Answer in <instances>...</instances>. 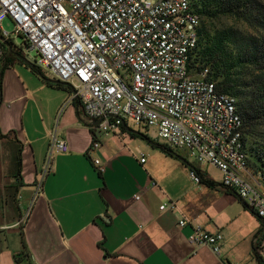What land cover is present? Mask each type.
<instances>
[{
	"label": "crops",
	"instance_id": "0c3cea01",
	"mask_svg": "<svg viewBox=\"0 0 264 264\" xmlns=\"http://www.w3.org/2000/svg\"><path fill=\"white\" fill-rule=\"evenodd\" d=\"M0 69V143L9 161L14 146L21 158L20 180L10 181L2 198L0 225L7 228L0 233L20 232L27 256L14 259L0 241V264H262L264 221L220 186L221 176L124 137L104 135L90 154L89 125L76 101L66 103L67 86L50 83L56 79L33 71L9 48ZM52 133L68 151L53 153L51 171L35 193ZM136 149L147 153L144 163ZM92 158H99L102 173ZM190 166L212 185L194 183ZM170 202L174 208L160 210ZM23 206L29 212L20 227ZM180 219L185 226H178ZM196 227L223 235L218 255L189 242Z\"/></svg>",
	"mask_w": 264,
	"mask_h": 264
},
{
	"label": "built area",
	"instance_id": "2783aa9c",
	"mask_svg": "<svg viewBox=\"0 0 264 264\" xmlns=\"http://www.w3.org/2000/svg\"><path fill=\"white\" fill-rule=\"evenodd\" d=\"M6 17L14 23L11 33L1 32ZM199 23L189 0H0V57L12 50V36L20 37L34 52L35 67L66 84V103L79 104L91 131L88 153L100 148L99 136L115 133L128 117L175 151L215 167L220 186L264 221V186L260 174L248 170L236 99L216 90L208 67H190ZM67 151L65 140L52 133L35 193L51 171L53 153ZM136 152L144 163L145 154ZM92 163L104 171L99 158ZM189 176L200 183L194 170ZM166 208L174 203L160 206ZM186 223L180 219L178 226ZM188 240L218 255L223 235L196 227ZM259 245L264 264V239Z\"/></svg>",
	"mask_w": 264,
	"mask_h": 264
},
{
	"label": "trees",
	"instance_id": "16d2710c",
	"mask_svg": "<svg viewBox=\"0 0 264 264\" xmlns=\"http://www.w3.org/2000/svg\"><path fill=\"white\" fill-rule=\"evenodd\" d=\"M189 3L200 18L190 67L196 71L208 67V78L215 82L216 90L236 99L247 166L260 174L264 186V5L259 0H189ZM233 23H240L254 33L242 31ZM28 66L39 73L35 66ZM1 75L0 69V91ZM120 129L125 132L123 127ZM167 152L173 155L170 150ZM15 162L14 179L18 181L20 147ZM190 169L199 176L200 183L212 185L199 170L192 166ZM16 187L10 186L15 190ZM22 246L18 258L26 256L23 240Z\"/></svg>",
	"mask_w": 264,
	"mask_h": 264
},
{
	"label": "rangeland",
	"instance_id": "374dc122",
	"mask_svg": "<svg viewBox=\"0 0 264 264\" xmlns=\"http://www.w3.org/2000/svg\"><path fill=\"white\" fill-rule=\"evenodd\" d=\"M263 5H264V0H259ZM233 25H235V27L241 29L242 31H247L250 33H254V31L244 25H241L240 23H233ZM14 30V23L13 21L6 17L5 19L2 20L1 22V32H7V33H11ZM9 47L12 49V53H17L19 55H21L26 61H28L31 65L35 66L34 63V52L26 49L25 46L23 45L22 40L20 39V37H15L12 36V39L9 40L8 42ZM6 52H8V48L5 49ZM7 57L9 58V60H15L14 56H10L9 54L7 55ZM38 69V68H37ZM192 70H194V67L192 68ZM44 76H46L47 78L53 79V76L50 74L49 71L42 69L39 70ZM193 73V71H192ZM124 123L126 124V126L132 130L138 131L141 134H143L147 140L136 136V137H131L127 132H123L121 129H118L115 133H106L104 135H111V136H116L119 139L124 137L126 139H134L135 140V145H139V146H143L145 145L148 148L151 149H157L158 151H161V153L166 154V155H171L168 154V150H170L173 155H178L181 156L184 161H186L188 164L191 165H199L200 163L196 162L195 160H193L192 158L188 157L186 154H183L180 151H175L174 149H172L163 139L159 138L155 131L152 130L151 132L147 131V128L141 126L138 127L136 126L133 121L128 118L125 117L124 118ZM104 135L102 134L101 136H99V143L101 144V140L103 139ZM144 147V146H143ZM16 146H14V148L12 149V155H11V160L9 161V149L5 146L4 143H0V210H1V203H2V198L3 196H5V189L6 186L9 185V182L12 181L14 179V174H15V169H16V162H15V154H16ZM145 154H147L145 152ZM204 166L207 168V172L208 174L215 179H220V172L213 166L211 165H206L204 164ZM250 171V173H252V175H256V173H254L251 169H248ZM262 181V180H261ZM35 198V196H34ZM21 208V215L22 218L24 219L26 214H28L29 212V208H25L20 207ZM24 223V222H23ZM15 227L11 228L14 229ZM10 230V229H9ZM20 232L14 231V232H8L7 231H1L0 233V241L1 242H7L10 250L12 251V253H14V259H18V254L20 253L21 249H22V244L20 242ZM16 264H26L24 260L19 261Z\"/></svg>",
	"mask_w": 264,
	"mask_h": 264
},
{
	"label": "water",
	"instance_id": "95a60500",
	"mask_svg": "<svg viewBox=\"0 0 264 264\" xmlns=\"http://www.w3.org/2000/svg\"><path fill=\"white\" fill-rule=\"evenodd\" d=\"M14 55H15V57H16L18 60H20L21 62H23V63H25V64H27V65L30 64V63H29L28 61H26L21 55H19V54H17V53H14ZM48 81H49L50 83H52V84L65 85V86H66L65 83H62V82H60V81H58V80H48ZM96 124H97V121H95V122L93 123V125H96ZM122 127L125 129V131H126L127 133L132 134V135H135V136H139V137L143 138V134H141V133L138 132V131H135V130H132V129L128 128L124 122L122 123ZM143 139L147 140L146 138H143Z\"/></svg>",
	"mask_w": 264,
	"mask_h": 264
}]
</instances>
